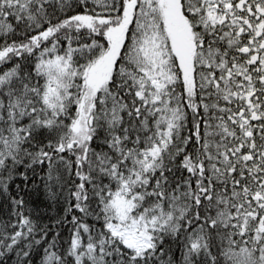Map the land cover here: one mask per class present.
I'll use <instances>...</instances> for the list:
<instances>
[{"label":"snow or ice","instance_id":"6c2138e0","mask_svg":"<svg viewBox=\"0 0 264 264\" xmlns=\"http://www.w3.org/2000/svg\"><path fill=\"white\" fill-rule=\"evenodd\" d=\"M0 264H264V0H0Z\"/></svg>","mask_w":264,"mask_h":264}]
</instances>
